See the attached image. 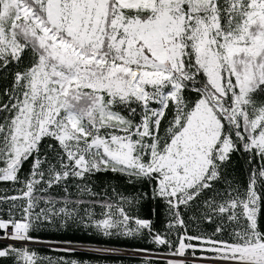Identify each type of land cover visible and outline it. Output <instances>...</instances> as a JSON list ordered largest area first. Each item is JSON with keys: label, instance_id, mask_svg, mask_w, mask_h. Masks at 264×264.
<instances>
[{"label": "snow or ice", "instance_id": "6c2138e0", "mask_svg": "<svg viewBox=\"0 0 264 264\" xmlns=\"http://www.w3.org/2000/svg\"><path fill=\"white\" fill-rule=\"evenodd\" d=\"M120 241L264 264V0H0V264Z\"/></svg>", "mask_w": 264, "mask_h": 264}, {"label": "trees", "instance_id": "16d2710c", "mask_svg": "<svg viewBox=\"0 0 264 264\" xmlns=\"http://www.w3.org/2000/svg\"><path fill=\"white\" fill-rule=\"evenodd\" d=\"M148 211V209H144V213L146 214ZM64 238H78V239H82L83 237H73L71 235L64 237ZM118 247H120L121 249H125V250H130L132 247H136V246H140L139 242H132V241H120L117 243ZM44 254H48V255H52V253H47L45 252ZM141 257H133V256H128V255H121L120 259H117L115 261L113 260H109L107 262L105 261H101V264H120V261H123V264H139Z\"/></svg>", "mask_w": 264, "mask_h": 264}, {"label": "rangeland", "instance_id": "374dc122", "mask_svg": "<svg viewBox=\"0 0 264 264\" xmlns=\"http://www.w3.org/2000/svg\"><path fill=\"white\" fill-rule=\"evenodd\" d=\"M125 251H130V250L122 249V254L121 255H123V252H125ZM128 256H131V255H128Z\"/></svg>", "mask_w": 264, "mask_h": 264}]
</instances>
